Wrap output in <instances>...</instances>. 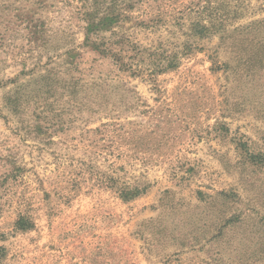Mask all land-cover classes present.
Returning a JSON list of instances; mask_svg holds the SVG:
<instances>
[{"label": "rangeland", "instance_id": "1", "mask_svg": "<svg viewBox=\"0 0 264 264\" xmlns=\"http://www.w3.org/2000/svg\"><path fill=\"white\" fill-rule=\"evenodd\" d=\"M0 264H264V0H0Z\"/></svg>", "mask_w": 264, "mask_h": 264}, {"label": "trees", "instance_id": "2", "mask_svg": "<svg viewBox=\"0 0 264 264\" xmlns=\"http://www.w3.org/2000/svg\"><path fill=\"white\" fill-rule=\"evenodd\" d=\"M100 23H98V20L97 19H94V18H92V19H90L89 20V23H88V29H87V31L89 32V33H94L95 31H98V29L97 28H99L100 27ZM101 47L103 48L104 47V49H102L103 51H102V53L103 54H109V52L107 51L108 49L106 48L105 49V46L104 45H101ZM112 57H114V58H116L117 57V60L116 61H120L121 59L120 58H118V55H115V54H113L112 55ZM133 197V196H136V193H134V194H130L129 195V197Z\"/></svg>", "mask_w": 264, "mask_h": 264}]
</instances>
